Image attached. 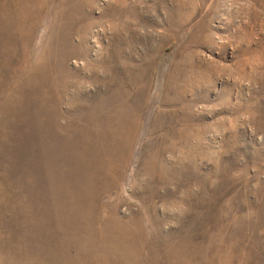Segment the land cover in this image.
<instances>
[{
  "label": "rangeland",
  "instance_id": "374dc122",
  "mask_svg": "<svg viewBox=\"0 0 264 264\" xmlns=\"http://www.w3.org/2000/svg\"><path fill=\"white\" fill-rule=\"evenodd\" d=\"M0 264H264V0H0Z\"/></svg>",
  "mask_w": 264,
  "mask_h": 264
},
{
  "label": "bare ground",
  "instance_id": "6f19581e",
  "mask_svg": "<svg viewBox=\"0 0 264 264\" xmlns=\"http://www.w3.org/2000/svg\"><path fill=\"white\" fill-rule=\"evenodd\" d=\"M5 26V25H4ZM10 33V32H9ZM38 62V61H37ZM101 67V66H100ZM103 68V67H102ZM29 77V76H28ZM80 85V84H79ZM84 114V113H83ZM86 115V114H84ZM115 121V120H114ZM56 125V124H55ZM85 128V127H84ZM85 136V135H84ZM88 137V136H87ZM90 137V136H89ZM83 141V140H82ZM87 148V147H86ZM86 154V153H85ZM94 177V176H93ZM48 179V178H47Z\"/></svg>",
  "mask_w": 264,
  "mask_h": 264
}]
</instances>
